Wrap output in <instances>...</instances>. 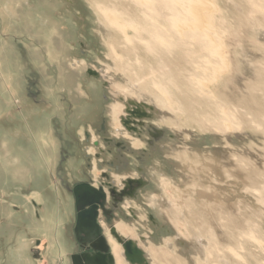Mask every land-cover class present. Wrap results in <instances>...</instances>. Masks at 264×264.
<instances>
[{
    "label": "rangeland",
    "instance_id": "374dc122",
    "mask_svg": "<svg viewBox=\"0 0 264 264\" xmlns=\"http://www.w3.org/2000/svg\"><path fill=\"white\" fill-rule=\"evenodd\" d=\"M102 2L0 0V250L3 241L21 235L31 245L26 248L31 264H84V254L94 251L77 238L74 190L89 185L104 194L97 204L100 236L107 245L108 238L116 242L114 230L122 240L136 242L143 251L134 257L138 264H150L147 250L154 264H197L182 222L186 217L200 230L216 226L233 264H264V117H257L264 113V0H249L254 6L213 0L210 11L219 20L221 48L230 59L217 81H208L206 64L205 77L206 69L195 68L201 62L190 66L180 57L170 59L178 82L184 72L199 76L192 78L198 95L183 91L182 98L199 121L208 117L214 125L211 118H220L216 99L235 119L236 134L224 136L204 120L201 124L213 129L162 123L163 113L153 103L127 104L135 99L125 98L120 88L146 75L153 61L139 50L144 68L138 69L135 56L122 49L132 44L121 46L116 25L113 32L94 11ZM236 54L243 57L239 73ZM116 56L133 65L125 68L128 74ZM116 105L127 117L120 128L113 122ZM249 110L260 113L248 116ZM132 189V197L114 195ZM11 262L4 264H18Z\"/></svg>",
    "mask_w": 264,
    "mask_h": 264
},
{
    "label": "bare ground",
    "instance_id": "6f19581e",
    "mask_svg": "<svg viewBox=\"0 0 264 264\" xmlns=\"http://www.w3.org/2000/svg\"><path fill=\"white\" fill-rule=\"evenodd\" d=\"M212 2L213 0H103L102 3L94 4V8H95L94 11H96V14L102 17L103 23L105 24L106 27L108 26V28L110 27L111 29L112 24L116 25L117 28L115 29V31H118L117 32L118 34H115V36L117 37V35H120L122 37L123 43H121V46L127 42H130L132 44L131 47L129 48L122 47V49L124 50L126 54L128 53L129 56H131L130 54H133L135 56V61L140 67V68L137 67L139 70L144 68V67L141 68V62L137 58V55H136L139 50L140 52L145 54V57H148V56L151 57L152 59L151 61H153L151 62V64H148V66L145 67V70L147 72L146 75H144L143 77L138 76V79H136L137 77H135V80H133L134 82H129L127 86L120 88L122 90V93H124L125 98L130 97V98L135 99L134 104L131 103L130 101L127 103L128 105L131 104L132 107L139 106V105L141 106L142 101L150 103V104L153 103V105L158 109V111L160 110L161 113H163L162 115L160 114L163 119V121L161 120L162 123H164V121L166 120L167 122H171L172 125H175L177 128H180V129L182 127L184 128L185 126L192 127V128L193 126H196V127L201 128L202 130V127H205L206 124L204 125L201 124L203 120L205 121V119L203 118L202 121H199L197 119L198 117L193 115L192 111L188 107H186L184 103L182 102V98L185 97L183 94V91H187V93L188 91H191L193 94H197L196 86H198V84L193 83V79L197 80V77L199 76L198 75L196 76L193 74L192 75L188 74L185 76L183 75L185 73L184 72L183 74H181L182 78H180L182 79L180 81H183V82L181 83L178 82L177 80L179 78L176 77L173 71L170 69V65H171L170 59L180 57L183 59L182 61L185 64L187 63V65L190 64V62L194 61V66L196 62L197 63L201 62L200 67H196L197 66L196 65L195 68H198L199 71L200 69L202 71H205L206 69V71L204 72L205 77L207 76L206 72L208 69V67L205 68V64H206L207 66H209L208 81L210 82L217 81L218 79H220V77L225 75L226 71L229 70V69L228 70L226 69L227 67H230V63H229L230 59H228L229 58L228 55L226 56L224 53V50H222L224 49V48H221L223 42H221L219 39L220 38L219 32H218L219 20L217 19V17L212 15L210 11V9H213L212 6L214 3ZM246 2H248V4L250 3L249 0H246ZM250 5H253V4L250 3ZM236 6L239 8L238 5ZM179 14H182L180 18H179ZM188 14L190 15L189 17H191L190 19H186V16ZM112 31L114 32V30ZM128 31H132L133 33L129 35ZM119 38L120 37L118 36V39ZM117 41L118 40H116V42ZM112 53H114V50L112 51ZM190 54H193L194 57H190ZM111 57L113 56L111 55ZM116 58L118 57L116 56ZM118 59L124 62L121 65L124 68L122 69L123 73L128 74V71L125 70V68L130 69L132 68L133 65L128 60L124 61L123 57H119ZM236 59L237 61H236V71L235 72L239 73L240 72L239 66L241 64L240 59H243V57H240L238 54H236ZM171 68L173 69L172 66ZM224 69L226 70L225 72H223ZM198 70H196V72H199ZM230 81H232V79H230L228 82H225V84H228ZM150 87L154 89L153 93H148ZM249 88L251 90H254V85H249ZM147 93L151 94L152 96V97L150 96V100L148 99L149 97L146 98ZM253 93L254 91L248 92L247 96H251ZM199 94L203 96L206 95L208 99H212V98H213L212 100L216 99L215 95L209 91L205 93L203 92V90H201ZM222 105L223 103H221L220 100L218 101L216 99V103L213 105V107L215 106V109L219 111L220 118L216 119V116H214L215 119L211 118V120H217L218 122L217 121L214 122V125L210 124L213 121H210V123L209 122L208 123L212 127H214V130H216V132L221 133L223 136L225 135V132L236 134L237 125L234 119V116H235L233 114L234 112L233 110L231 112L233 114L232 118L234 119V121H231L230 116L228 115V112L224 111V108L222 109ZM120 106L119 105L114 106L113 111H112V114L114 116L113 117L114 125L119 128L121 127V124L126 125L127 123L125 121L127 117L126 118L125 116L121 117L122 109ZM155 107L152 106V108H155ZM152 108H148V105L146 107V109H150V112L151 110H154ZM227 108L228 107H226V110ZM119 109L120 111H118ZM128 112L134 115V112L131 113L129 109H128ZM221 112H223L224 115L221 114ZM258 112L251 113V110L246 111L248 116H253L252 114H254L255 117L258 115ZM168 113L171 116H168L169 115ZM255 113H257V115ZM263 114L258 115L257 117H264ZM207 120H208V117H207ZM210 125L208 126L211 127ZM209 127H207L206 125L205 131H207L208 130L207 128ZM212 127L211 129H213ZM216 132L215 134H217ZM127 137H129V135H127ZM130 140L135 147L139 145L137 143L138 141L135 138H132ZM117 178H118L117 176L115 177L113 176L114 180L115 179L117 180ZM165 182L162 181V185L166 187L171 185L170 183L168 182L165 183ZM127 187H131V186L128 184ZM169 188L172 189V187H169ZM132 194H133V189L129 190L128 192L121 193V194L114 193V195H117L119 197H124V196L132 197L133 196ZM129 205L131 206L130 203H125V207L128 206L127 208H129ZM78 210L82 211V209L80 210V208ZM182 222H183V226L185 227V229L187 230L189 234L188 235L189 238L192 239L194 242L193 249L195 252L194 255L197 258V264H214L211 261L212 258L215 259V264H233L232 257L227 255L229 254V252L232 253V251H230V248H227L224 243L227 240L222 239V237L220 238L219 236L220 231L217 230L216 226L213 229L212 228L208 229L209 228L208 227V228H205L204 230L203 229L200 230L198 229V227H196V225L193 224V222L190 219H188V217L182 220ZM80 224L82 226V223ZM172 225H174V223ZM191 227L194 229L192 230ZM76 234H77V231H76ZM79 237L81 239V240L78 239L80 243L83 242L82 240L86 239V236L84 234H82V237L79 235ZM123 240L124 242L125 241L129 242L133 250L134 249L139 250L137 248L138 245L133 240H130L129 238L128 239L126 238V240L125 239ZM108 245L110 247V252L113 255L112 257H114L113 260L115 259L116 264H123L122 260L126 256L124 254L125 252L124 247L122 245L120 246L117 245V243L113 239H109V238H108ZM165 247L168 249L167 246ZM224 247L225 249L223 251L222 248ZM214 250L216 251V253H213ZM139 251L141 252V250ZM126 254L127 256L130 255L129 257H130L131 263L133 262V264L134 263L138 264L134 258V257H139L137 256L136 252H133L132 250L127 249ZM145 256L148 259H150L149 260L150 264H154L153 258L151 257V254L148 252V250L145 252ZM179 260H182V259L180 258ZM185 262L187 263V261ZM193 263L194 262L189 263V264H193Z\"/></svg>",
    "mask_w": 264,
    "mask_h": 264
},
{
    "label": "water",
    "instance_id": "95a60500",
    "mask_svg": "<svg viewBox=\"0 0 264 264\" xmlns=\"http://www.w3.org/2000/svg\"><path fill=\"white\" fill-rule=\"evenodd\" d=\"M128 184H130V182L126 183L127 186ZM138 185L142 184L138 182ZM110 192L114 191L110 190ZM74 195L77 209H82V211L78 213V239L81 240L79 234L84 233L86 239L82 240L83 242H81V244H89V247L94 251L93 254H84L82 257L84 264H115L112 255L109 254L107 242L100 236V230L96 224L98 205L101 206L104 194L89 185H83L74 190ZM80 223H82V226ZM110 233L115 238L116 242L124 247L126 261L128 260V262H130V255L127 256L126 254L127 249L136 252L137 256L140 257L141 252L139 250H133L131 244L127 241L124 242L114 230H111Z\"/></svg>",
    "mask_w": 264,
    "mask_h": 264
},
{
    "label": "crops",
    "instance_id": "0c3cea01",
    "mask_svg": "<svg viewBox=\"0 0 264 264\" xmlns=\"http://www.w3.org/2000/svg\"><path fill=\"white\" fill-rule=\"evenodd\" d=\"M10 215L11 213L9 212L7 217H10L9 219L11 220L12 216ZM15 238H18V243L16 242ZM10 239L8 240V242L3 241L5 245L3 246V249L0 250L3 253L2 257L0 255V264H4L5 261H7L8 263H12L11 260L17 262L18 264H31L29 257H27L26 255V248H29L31 246L30 244H27L26 236L13 235V237H11ZM1 246L2 243L0 244V247Z\"/></svg>",
    "mask_w": 264,
    "mask_h": 264
}]
</instances>
